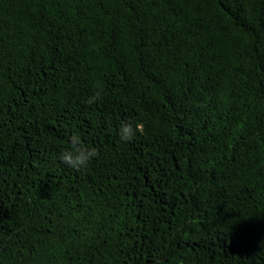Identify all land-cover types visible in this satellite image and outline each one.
<instances>
[{
    "label": "trees",
    "instance_id": "1",
    "mask_svg": "<svg viewBox=\"0 0 264 264\" xmlns=\"http://www.w3.org/2000/svg\"><path fill=\"white\" fill-rule=\"evenodd\" d=\"M0 264H264V0H0Z\"/></svg>",
    "mask_w": 264,
    "mask_h": 264
},
{
    "label": "clouds",
    "instance_id": "2",
    "mask_svg": "<svg viewBox=\"0 0 264 264\" xmlns=\"http://www.w3.org/2000/svg\"><path fill=\"white\" fill-rule=\"evenodd\" d=\"M93 96L89 102L97 99ZM143 131V125L136 123L135 127L131 122L122 123L119 127V136L122 141H131L134 136ZM68 146L59 154V160L68 167L82 171L88 167L92 160L98 155V151L94 147H90L83 143L78 134L72 133L68 135Z\"/></svg>",
    "mask_w": 264,
    "mask_h": 264
}]
</instances>
